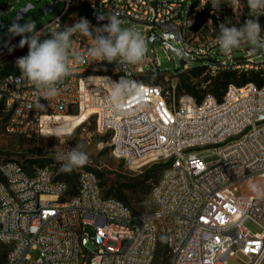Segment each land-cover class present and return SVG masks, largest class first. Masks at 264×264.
<instances>
[{
	"label": "built area",
	"instance_id": "built-area-1",
	"mask_svg": "<svg viewBox=\"0 0 264 264\" xmlns=\"http://www.w3.org/2000/svg\"><path fill=\"white\" fill-rule=\"evenodd\" d=\"M64 2L63 10L38 29L44 30L41 41L49 26H72L67 24L71 14L75 22L86 18L100 27L108 21L99 15L119 13L122 27H135L147 40L154 36L167 51L203 60L212 77L255 72L263 82L230 83L221 99L212 93L201 102L178 98L140 80L160 67L157 57L127 67L116 63L112 72L100 73L107 61H93L87 55L91 38L79 33L71 37V74L55 97L44 98L42 92L38 97L27 80L12 79L20 71L0 66V119L6 132L36 139L55 118L88 112L97 130L109 135L112 154L130 167L169 163L151 190L153 210L137 213L106 198L93 170L80 171L77 191L70 194L68 183L56 179L49 165L29 171L16 160L0 159V264H153L162 221L172 225L168 264H229L237 255L245 264H263L264 194L241 195L237 185L264 178V52L243 44L223 55L215 43L220 23L239 27L252 18L247 0H222L218 11L211 0ZM259 22L264 29V15ZM20 39L0 32V61L27 48L19 47ZM188 68L183 61L177 70ZM120 77L134 81L143 94L128 96L115 108L111 82ZM37 103L45 107L38 109ZM203 151L218 159L206 162ZM248 220L261 230L251 231ZM33 250L39 251L35 259Z\"/></svg>",
	"mask_w": 264,
	"mask_h": 264
},
{
	"label": "rangeland",
	"instance_id": "rangeland-1",
	"mask_svg": "<svg viewBox=\"0 0 264 264\" xmlns=\"http://www.w3.org/2000/svg\"><path fill=\"white\" fill-rule=\"evenodd\" d=\"M53 0H0V18L6 23V27L1 29V34H8L10 25L14 23L13 19L19 8L31 3L34 5L24 17L19 21L23 24L29 20L36 22L37 30L53 18L57 13L61 12L65 6L64 1H60L52 11L44 14L43 7ZM104 16L107 14L104 13ZM75 17L73 14L67 16V24L73 25ZM132 24V22H128ZM141 28L140 26H138ZM43 38V35L40 39ZM29 52V47L21 52L18 56L12 59L0 61V66H5L6 71H13L17 66V60L26 57ZM238 54V53H236ZM158 58L160 67H157L156 72H148L140 77V80L146 83H153L161 86L164 90H169L172 95L177 97L189 96L187 93L188 87H193L200 91V94L209 92L210 87L206 79L208 73L202 72L196 74L195 67L201 66L203 60L193 59L192 56L180 53L170 48L165 49L161 40H151L148 37V52L141 61L149 62L150 59ZM264 58V57H263ZM183 61L187 62L190 68L186 70H177ZM151 68V64H146V69ZM84 151L88 155V163L80 168H76L71 172L62 170V162L56 160L57 152L67 153L73 148ZM200 157L206 162H212L218 159V155L213 151H203ZM0 159L16 160L20 162L27 170L34 171L37 167L49 165L56 176L79 175L82 169H87L89 166L94 172L101 173L100 184L102 186L103 195L110 194L115 197L116 194L123 196L124 202L137 213H148L154 208L151 201V190L154 183L158 180L164 168L169 163L161 160L146 164L140 168H133L127 165L122 159L115 157L112 154L110 147V137L107 134H102L97 130L94 116H89L85 122L77 126L74 131L67 135L56 138L54 136H40L36 139H30L19 133H8L4 129L3 120L0 119ZM160 163L158 166H153ZM158 173V176L150 177L145 183L146 176H153ZM255 183L261 189H264V178L259 177L253 180L243 181L237 185V193L241 195H258L253 193L249 184ZM246 225L253 232H258L261 227L252 220H248ZM160 236L158 245V254L154 264H168L171 251V229L172 225L169 221L159 223ZM87 232L93 234V229L88 228ZM35 259L39 256L38 250L31 252ZM245 258L241 255L232 257L229 264H245ZM264 264V263H263Z\"/></svg>",
	"mask_w": 264,
	"mask_h": 264
},
{
	"label": "clouds",
	"instance_id": "clouds-1",
	"mask_svg": "<svg viewBox=\"0 0 264 264\" xmlns=\"http://www.w3.org/2000/svg\"><path fill=\"white\" fill-rule=\"evenodd\" d=\"M249 18L242 25L229 26L220 23L219 34L215 43L223 55H231L243 44L251 47L253 52H264V29L259 22V17L264 15V0H247ZM211 6L219 10L222 0H211ZM99 20H107L108 23L93 27L86 18H80L72 26H65L62 30L57 23L49 26L48 38L41 41L44 30H37L36 22L29 20L23 24L14 22L10 25L8 32L10 36L21 37L19 47L28 45L29 52L26 57L17 60L20 76L12 77L17 80H27L31 83L39 97L41 92L44 98H52L58 94V85L71 74L70 50L71 37L77 33L91 38V47L87 55L97 62L107 61L118 63L122 66L136 65L140 63L148 52V40L145 35L135 27H122L123 21L119 19V13L107 16L99 15ZM59 20V18H57ZM81 62L83 58H81ZM213 71L216 66H211ZM140 94V87L126 77H120L118 81L111 82L110 103L115 108L123 107L122 101L131 95ZM38 109H43V104L37 103ZM69 133L67 127H55L45 133L46 136L56 138L63 137ZM56 160L62 162V170L71 172L76 168L88 163L86 152L73 148L67 153L57 152ZM249 188L258 195L264 194L257 184L250 183Z\"/></svg>",
	"mask_w": 264,
	"mask_h": 264
},
{
	"label": "trees",
	"instance_id": "trees-1",
	"mask_svg": "<svg viewBox=\"0 0 264 264\" xmlns=\"http://www.w3.org/2000/svg\"><path fill=\"white\" fill-rule=\"evenodd\" d=\"M115 68H116V64L115 63L106 62L105 66H103L100 69V73L112 72ZM13 71L19 72L20 70H19V68H16ZM193 71H195L196 74H201L202 72H206L205 68L202 67V66L195 67V69ZM206 80L209 81L208 82V86L210 87V90H209L208 93L214 94L219 99H221V97L225 93V91H226V89H227V87H228V85L230 83L242 84V83H245V82H248V81H255L258 84H262V82H263L261 79L258 78V75L255 72H251L249 74H247V73L238 74L235 71H224V72H221L220 74H218L215 77H212V76L209 75ZM148 84L155 85L153 83H148ZM187 93L189 94V96H192L193 98H195L197 102H201L202 99L204 98V95H205V94H203V95L200 94V91L195 90L193 87H188ZM159 164L160 163H157V164H155L153 166L156 167ZM86 168L88 170H93L89 166H86ZM96 174H97L98 178L100 179L101 173L96 172ZM161 175H162V173H161ZM161 175L159 176L158 180L154 184H156L159 181ZM78 176L79 175H75V176H72V175L63 176V175H61V176H56V179L68 183V185L70 187V194H75V192L77 191V187H78ZM143 176L144 177L146 176V179L144 180V182L146 183L149 180L150 177H155L156 178L158 176V173H155L153 176H148V175H143ZM104 196L106 198H116V199H119V200H121L123 202H124V200H126L123 196H121L119 194H116L115 197H111L110 194H107V195H104ZM158 245H159V243H158ZM157 254H158V246H157V250H156L155 259L157 257ZM155 259H154V261H155Z\"/></svg>",
	"mask_w": 264,
	"mask_h": 264
},
{
	"label": "bare ground",
	"instance_id": "bare-ground-1",
	"mask_svg": "<svg viewBox=\"0 0 264 264\" xmlns=\"http://www.w3.org/2000/svg\"><path fill=\"white\" fill-rule=\"evenodd\" d=\"M88 117V112L79 116L57 117L50 122V125L48 126L50 128H46L45 133L55 127H67L69 129V133H71L77 126L85 122Z\"/></svg>",
	"mask_w": 264,
	"mask_h": 264
},
{
	"label": "water",
	"instance_id": "water-1",
	"mask_svg": "<svg viewBox=\"0 0 264 264\" xmlns=\"http://www.w3.org/2000/svg\"><path fill=\"white\" fill-rule=\"evenodd\" d=\"M60 1H64V0H53L52 2L46 4L43 7V12L44 14H47L49 11H52L54 9V7L60 2ZM34 5L29 3L24 7H21L18 9V11L16 12L13 21L14 22H19L25 15V13H27L31 8H33ZM7 25L5 22H3L0 18V32L2 28H5ZM155 37L151 36V39L153 40Z\"/></svg>",
	"mask_w": 264,
	"mask_h": 264
}]
</instances>
